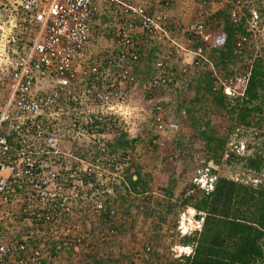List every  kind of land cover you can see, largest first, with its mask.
Here are the masks:
<instances>
[{"label":"built area","instance_id":"obj_1","mask_svg":"<svg viewBox=\"0 0 264 264\" xmlns=\"http://www.w3.org/2000/svg\"><path fill=\"white\" fill-rule=\"evenodd\" d=\"M208 1L224 5L227 0ZM208 1L189 28L175 25L188 34L191 46L207 30ZM243 6V0L232 3L236 22ZM172 7L173 0H0V215L16 211L18 220L49 230L52 241L73 244L75 255L91 241L93 230L85 229L89 222L82 215L105 220V192L114 195L115 186H127L126 167L109 147L123 130L117 105L131 88L143 85L151 91L176 76L166 60H159L149 82L140 78L142 52L153 44L170 42L168 60L191 54L196 67L207 63L216 80L213 93L230 99L245 96L249 74L242 84L237 77H220L201 49L189 50L170 38ZM104 10L115 20V42L106 56L93 60L94 27ZM251 14L248 34L236 42L238 51L251 43L253 34H264L260 13L254 9ZM23 18L37 31L25 47L17 42ZM152 119L159 135L180 129L161 106L153 110ZM75 142L87 148L74 149ZM152 144L164 142L157 138ZM211 181L204 191L214 190ZM108 217H118L114 206ZM197 223L196 230L182 223L179 231L184 237L201 232L204 219ZM115 234L111 228L98 238L103 242ZM42 237L28 231L20 241L0 242V264H49L44 253L49 238ZM195 247L181 246L179 258L193 256ZM152 254L153 244H148L141 261H150ZM251 264L264 262L255 259Z\"/></svg>","mask_w":264,"mask_h":264},{"label":"rangeland","instance_id":"obj_2","mask_svg":"<svg viewBox=\"0 0 264 264\" xmlns=\"http://www.w3.org/2000/svg\"><path fill=\"white\" fill-rule=\"evenodd\" d=\"M205 1L208 0H183L182 6L186 8L185 13L188 15L181 20L183 30L193 24L199 8ZM243 1L244 6L238 22L246 18L248 24L247 13L254 9L260 10L264 6V0ZM208 2L204 11L207 19L211 20L223 10L229 9L231 12L234 0H227L224 5ZM261 17L260 26L264 24V16ZM115 27L113 15L104 10L94 27V47L91 53L94 55L93 60L95 56L100 59L112 50ZM36 32V27L23 18L17 29L18 44L29 46ZM173 36L189 50L195 49L196 44L200 45L204 50V56L212 60L220 77L234 76L241 80V84L255 60L264 59L263 32L253 34L251 43L244 50H237L235 62H227V65L220 64L218 55L214 54V50L221 49L225 35L222 28L215 27L212 21H209L204 36L196 38L192 46L187 42L188 34L177 31ZM154 45L156 44L142 52L140 64L143 70L139 76L141 79L148 78L153 73L155 64L159 60H166L176 74L177 81L174 84L176 89H154L151 93H146L143 88L137 89L131 93L133 94L131 102L134 104L145 102L148 112L154 104L167 103L164 108L165 115L170 121H177L180 129L174 136L169 137L167 134L170 140L165 141V145L153 146L152 141L160 137L150 127L144 140L143 137L141 141L137 139L138 143L133 153L123 152L126 156L121 158V162L127 164L131 158V166L134 165L131 167V175L137 178L136 174L139 171L149 190L145 195L132 193L130 195L125 185L121 183L115 186V190L119 191L116 202L115 195L105 192L104 197L109 199L118 211V217L113 220L116 223V226H113L116 234L108 236V240L101 242L98 235L107 233L112 224L103 218L97 221L88 220L89 225L85 224V229H92L94 237L90 238L89 243L83 244L80 253L75 255L73 244L61 243L58 245L62 246L59 251L51 239L49 230L18 220L16 211H10L9 214L0 215V242L20 241L28 231H33L38 238L45 236L49 238L44 252L49 264H141L143 250L148 244H153L151 260L154 264H177L184 238L179 226L185 223L191 226L190 230L198 228L197 212L193 205L184 206V201L188 197L194 199L192 204L203 198L205 191L202 188L207 181L213 182L211 178L214 185L221 178L242 184H253L256 187L264 184V169L257 173L246 167L247 160L255 153H260L263 146L264 123L260 120L261 114L253 116L249 127L241 124L239 114L230 112L238 103L231 100L223 106L215 100V95L207 90L206 76L212 78L207 63L201 68L196 67L192 64L194 57L191 54L184 60L181 58L168 60L167 49L161 50V56H157L160 47ZM214 83L215 81L212 86ZM93 87L91 89L97 88ZM205 131L208 133L206 136L200 135ZM195 182L198 184L201 182L200 187ZM169 189L174 190L171 202L176 204L174 212L170 214L166 212L170 198L165 196ZM192 190L195 193L190 195ZM202 218L204 219L205 215ZM195 235L196 233L189 237Z\"/></svg>","mask_w":264,"mask_h":264},{"label":"trees","instance_id":"obj_3","mask_svg":"<svg viewBox=\"0 0 264 264\" xmlns=\"http://www.w3.org/2000/svg\"><path fill=\"white\" fill-rule=\"evenodd\" d=\"M258 11L261 16H264V6ZM247 15L249 20L253 18L251 12L247 13ZM209 21H212L215 24V27L217 26L222 28L225 35V41L222 44L221 49L214 50V54L218 55L220 64L222 65H227V62L234 63L237 58L235 55V52L237 51L236 42L241 36L248 34L247 19L244 18L241 21L236 22L232 18L231 12L228 9L223 10L217 16H213L211 20H208V23ZM199 49H201L204 54L203 48L196 44L194 50L197 51ZM205 57L214 65L209 57ZM137 70H139V73L143 70L141 68V64H139ZM210 74L213 79L211 76H206L207 82L205 85L207 90L210 91V94L215 95V100L223 106L226 105V102H230L231 100L236 101L238 104L232 108L230 112L233 114H239L238 117L241 124L249 127L250 120L255 114H261L260 120L264 123L263 58L256 59L251 66L248 77V85L244 97L230 99L223 94L213 93L212 84L213 81L216 80L213 77V74ZM153 75L154 70L148 78L143 77L142 80L149 82ZM176 81L177 80L173 78V80L167 85L155 90L176 89L174 85ZM140 87H142L146 93H151L152 91L147 90L143 85ZM157 106L165 108L167 103H158L156 106H153V108L155 109ZM207 134V131H205L200 135L206 136ZM137 143V139L131 141L128 140L127 133L121 130L118 132L116 140L109 143V147L112 154L117 156L119 164L123 165L121 158L126 156L124 153L127 152V154H129L128 151L133 153L136 149ZM133 166L134 165L126 168L125 180L127 182V186L124 184L126 187L125 189L128 191L131 190V192L136 195H145L149 190L148 185L142 178L139 171L137 172L139 177L138 180H133L132 175H130V170ZM246 167L257 173H260L264 169V141L260 153L257 152L253 157L249 158L247 160ZM204 193V197L198 199L195 204H192V200H194L192 197H188L184 201V206L193 205L194 210L197 212L198 220L202 219L203 215H205V218L202 231L200 233H196L194 237H184L181 244V246L184 247L196 245L194 255L178 258L177 264H251L255 259H260L263 263L264 184L256 187L253 184H242L234 180L221 178L217 180L213 191H205ZM165 194L167 198H170L167 203L168 207L166 208V212L170 214L173 213L176 208V204L171 202V199L174 197V190L169 189L165 192ZM112 207L113 204L109 201L107 203V212L104 213V218L112 224V226H109L110 228L116 226L115 221H113L114 219H110L108 217L109 210H111ZM19 237L21 238V235ZM48 243L49 241L47 244ZM61 243V241L55 242V247ZM47 244L45 246L46 248ZM141 264L154 263L150 260L148 262L141 261Z\"/></svg>","mask_w":264,"mask_h":264},{"label":"crops","instance_id":"obj_4","mask_svg":"<svg viewBox=\"0 0 264 264\" xmlns=\"http://www.w3.org/2000/svg\"><path fill=\"white\" fill-rule=\"evenodd\" d=\"M182 4H183V0H173V7L170 10V17H171V21L173 22V27L169 28V30H168V35L170 36L171 39L172 38H174V39L176 38L173 35H175L177 31L180 32V30L177 27H175V25L178 26L179 28L182 27L181 20H183L184 18H186L188 16L185 13L186 12V8L183 7ZM169 45H170V42L167 39H164L163 44L158 43V44L154 45V46L160 47L159 48L160 52L157 54V56H161V50H163V49H167V51H168L169 48H170ZM189 55H187L185 57L187 58ZM181 60H184V57L181 58ZM137 88L141 89L142 87H140V85H139ZM136 90H137L136 88H133V89L131 88L126 93V96L121 101V103L117 105V108H119L120 111L122 112V113H120V114H122V116H121L122 129H123L124 132L127 133V139L130 140V141L134 140V139H139L141 141V137H143V140H144L146 138V135H147L150 127L152 129H154V131H155V128H154V125H153V119H152L154 108H152L150 110V112H148L147 108H145V106H146L145 102H142V103H139V104H134L133 101L131 102V100H132L131 99V95H133L131 93H134ZM152 91H154V90H152ZM128 104H131V106L133 104L134 105L131 107ZM154 106H156V104H154ZM172 121H175V120H172ZM174 133H177V132L176 131L175 132H167V133H163V134H160V135L157 133V136L160 137L161 140L164 139V145H165V141H169L170 140L168 138L167 134H169L170 135L169 137H171V136L175 135ZM155 135H156V133H155ZM116 138H117V135L112 137L111 142H114L116 140ZM74 145H75L74 149H77V150L78 149L87 148L86 144H82V143L78 144L77 142H75ZM124 165H125L126 168L128 166H131V158H130L129 162L127 164L125 163ZM130 175H131V170H130ZM132 177H133L134 181H137L138 178H139L138 175H137V178L134 175H132ZM131 193H132L131 190H129V194L130 195H131ZM113 194L115 195L114 196V199H115L114 201L116 202L118 200L119 191L115 190V192ZM132 194L136 195L134 193H132ZM83 211L85 212L86 210L84 209ZM87 215H88L87 212H85L82 215V219L81 220L83 222H85V223L88 222L87 220H88L89 217H86Z\"/></svg>","mask_w":264,"mask_h":264}]
</instances>
